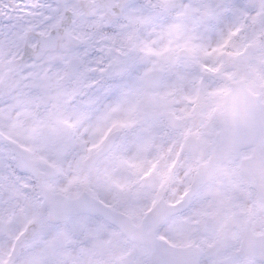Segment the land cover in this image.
Instances as JSON below:
<instances>
[{"label": "flooded vegetation", "instance_id": "obj_1", "mask_svg": "<svg viewBox=\"0 0 264 264\" xmlns=\"http://www.w3.org/2000/svg\"><path fill=\"white\" fill-rule=\"evenodd\" d=\"M170 2L164 0L166 4ZM123 3L124 0H0V32L5 25L10 29L7 39L0 36V264H41L42 210L45 215L41 180L53 196L76 199L85 192L115 213V226L100 215L91 214L75 216L66 223L43 225L75 231L81 228L83 242L77 247L82 249L80 254H86L95 264H141L153 255L154 244L162 248L157 241L148 243L153 236L161 240L163 235L166 239L161 241L194 258L200 255L205 261L257 244L258 238L264 237V206L257 203L249 190L250 183L238 171L240 159L251 158L254 147L259 146L254 140L246 141L239 158L222 161L211 179L199 187L206 200L204 214L196 217L191 209L176 203L192 188L193 174L214 155L217 131L222 125L218 129L210 127L216 117L203 101L189 102L195 95L193 85L198 86V79L189 78L184 86L174 82L164 71L169 65V54L155 52L156 40L184 41L195 36L184 16L168 17V22L177 27L178 35L156 37L154 29L160 23L154 24L150 15H143L147 24L143 35L148 42L139 48L138 40H134L128 48L137 58L139 72L122 83L106 87L100 95L94 94V88L80 77L69 79L58 75L60 52L74 31L78 37L87 39H103L118 32L123 40H129L133 26H138L142 19L132 21V27H125L124 21L115 23ZM235 3L238 7L229 17V26L234 29L229 51L256 53L251 62L245 57L239 69L242 74L239 83L255 94L262 91L259 85L264 80V0H235ZM50 36L55 38V47L47 49L48 68L37 77L33 64L41 53L31 41L42 45ZM154 60L160 63L154 64ZM153 69L163 72L159 91L169 82L172 84L170 90L162 91V99L155 102L153 93L144 86L145 75ZM59 105L82 126L78 141H89L81 149L86 152L85 158L96 152L110 134H115L110 151L92 167L81 163L74 176L68 174L69 167L62 173L54 163L36 158V136L29 135L24 140L18 134L19 125L30 121L38 126L53 118L64 138L63 150L70 154L72 126L63 120L60 124L65 126L58 125L57 113L64 114ZM154 106L159 109L155 115ZM167 113L174 116L167 117L168 123ZM98 124L103 126L100 137L89 138ZM55 141L56 138L53 145ZM19 148L36 162V180L22 168ZM107 159L113 162L111 174L98 180L95 173L104 172ZM46 163L54 169L42 165ZM226 185L240 189L239 199L217 207L213 198ZM171 204L176 205V213L170 214ZM60 209L65 207L62 205ZM146 217L149 220L143 223ZM185 218L197 222L186 228ZM209 218L215 221L211 227L205 223ZM27 219L34 221H26L30 222L27 224ZM66 246L65 242L53 244L54 249Z\"/></svg>", "mask_w": 264, "mask_h": 264}, {"label": "snow or ice", "instance_id": "obj_2", "mask_svg": "<svg viewBox=\"0 0 264 264\" xmlns=\"http://www.w3.org/2000/svg\"><path fill=\"white\" fill-rule=\"evenodd\" d=\"M55 7V5H53ZM235 0H124L120 6V15L115 23L126 22L125 27H132V21L148 14L153 23L167 24L169 14L184 16L194 31L192 39H186L175 45L176 54L164 69L167 76L174 82L184 86L189 78L198 79L195 95L189 102L203 101L216 119L210 127L225 126L243 127L251 133L259 148L254 157L258 162V171L249 168L248 180L250 191L254 193L259 205L264 206V80L259 87L262 91L252 94L239 84L242 79L240 63L247 57L251 62L256 53L229 51L230 34L234 29L229 26V17L237 9ZM9 26H4L0 36L8 38ZM41 54L33 64V70L40 73L48 68L45 59L47 49L55 47V38L47 41H31ZM43 49V50H42ZM165 48L157 55H164ZM58 75L69 79L80 77L89 83L100 95L106 87L122 83L139 72L136 56L123 43L122 33L113 32L107 38H83L73 32L66 46L60 52L57 66ZM254 96V98H253ZM107 98V97H105ZM225 132L217 131V144H223ZM240 189L235 185H226L213 198L217 207L225 201H237ZM205 196L199 187L193 186L183 193L176 203L191 209L196 217L204 214ZM171 204L170 207H175ZM186 228L197 221L185 218ZM211 227L215 221L209 218L205 221ZM161 240L166 239L163 235ZM41 264H59L55 255H48ZM73 264H91L86 254L73 257ZM141 264H264V241L226 252L221 256H212L205 261L202 256L195 258L182 250H164L158 244L153 245V255L141 261Z\"/></svg>", "mask_w": 264, "mask_h": 264}, {"label": "rangeland", "instance_id": "obj_3", "mask_svg": "<svg viewBox=\"0 0 264 264\" xmlns=\"http://www.w3.org/2000/svg\"><path fill=\"white\" fill-rule=\"evenodd\" d=\"M142 20L138 23V26H133L132 30L130 31V38L129 40H123L124 45L129 48L131 45L135 43L134 40H138L139 48H143L144 45L148 42L147 37L143 35L144 32H146L147 24L143 20V16L140 17ZM155 24V23H154ZM178 35V29L172 22H168L167 24H160L158 27L154 29V36L156 37H170ZM183 40H156V45L154 46L155 52H159L165 48L169 49L168 53V60H171V53L175 50V45L179 42H182ZM155 63H160V60L153 61ZM172 88L171 82L168 83V85L165 87L163 91H168ZM59 109L62 114L60 116L61 118L68 121L72 126V135L70 137V147L72 148V152H70L69 155L65 156L63 159L60 158V153L63 150L62 144L64 142V138L60 136L57 126L54 125L53 118L47 119L45 121H42L40 125L36 126L33 125L32 122H26L27 124L19 125L18 134L21 139H26L29 135L36 136L38 138L37 142L34 144L35 150L38 148V155L37 159L48 161L51 163H54L59 168L61 167V171L63 173V170H65V167H69L68 170L70 171V174H74L79 167V164L81 163L82 159L85 157V152H81V149H83L87 144H89L88 140H85L82 142V145L79 144L78 137L81 134L82 126L79 125L78 119L71 116L69 111L66 109H63L62 105H59ZM46 115H49L48 113H45ZM59 114L57 113V116ZM68 118H65V117ZM39 126L43 129L40 131ZM36 131V133L32 134V132ZM102 131L101 129L94 134H90L91 138L98 137L96 133H100ZM54 138H56L55 145ZM72 142V143H71ZM74 145V147H73ZM61 230L62 228H57ZM48 231L44 230L41 233L40 236V243H41V250L44 251V244L47 240L52 241V237H54L58 231H52L51 228H46ZM68 228H63L62 231H66ZM79 232H73L68 237V245L71 247V249H60L56 258L59 261V264L61 263V260L65 259L64 257L68 254V259L73 261V257L75 255L79 254L80 249H76V245H81L83 242V239L78 238ZM70 240L72 242L70 243ZM51 243V242H50ZM40 254V253H39ZM46 256L43 254H40V262L45 258ZM62 257V259H60Z\"/></svg>", "mask_w": 264, "mask_h": 264}, {"label": "water", "instance_id": "obj_4", "mask_svg": "<svg viewBox=\"0 0 264 264\" xmlns=\"http://www.w3.org/2000/svg\"><path fill=\"white\" fill-rule=\"evenodd\" d=\"M222 132H225V134H226L225 127L223 128ZM237 133L240 135L241 131L239 130ZM232 139H235V137L233 136ZM224 140H225V136H224ZM200 174L204 175V173H202V172Z\"/></svg>", "mask_w": 264, "mask_h": 264}]
</instances>
